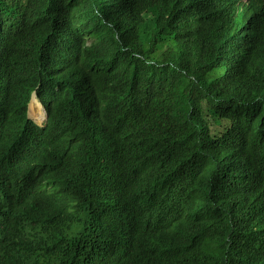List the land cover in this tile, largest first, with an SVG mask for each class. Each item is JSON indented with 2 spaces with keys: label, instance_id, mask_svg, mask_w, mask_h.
I'll return each instance as SVG.
<instances>
[{
  "label": "trees",
  "instance_id": "obj_1",
  "mask_svg": "<svg viewBox=\"0 0 264 264\" xmlns=\"http://www.w3.org/2000/svg\"><path fill=\"white\" fill-rule=\"evenodd\" d=\"M0 264H264V0H0Z\"/></svg>",
  "mask_w": 264,
  "mask_h": 264
},
{
  "label": "bare ground",
  "instance_id": "obj_2",
  "mask_svg": "<svg viewBox=\"0 0 264 264\" xmlns=\"http://www.w3.org/2000/svg\"><path fill=\"white\" fill-rule=\"evenodd\" d=\"M29 113L37 121L45 118V111L42 104L34 96L29 104ZM43 121V120H42Z\"/></svg>",
  "mask_w": 264,
  "mask_h": 264
},
{
  "label": "clouds",
  "instance_id": "obj_3",
  "mask_svg": "<svg viewBox=\"0 0 264 264\" xmlns=\"http://www.w3.org/2000/svg\"><path fill=\"white\" fill-rule=\"evenodd\" d=\"M36 97L37 98V100L40 102V100H39V98L36 96V94L35 93H32V96H31V99L33 98V97ZM31 99H30V101H31ZM30 101H29V104H30ZM41 103V102H40ZM29 104H28V112H27V114H28V116L30 117V113H29ZM42 104V103H41ZM43 106V105H42ZM43 108H44V106H43ZM44 111H45V109H44ZM31 118V117H30ZM46 119V111H45V118H44V120ZM36 122V121H35ZM37 123V122H36ZM43 123V122H42ZM38 124V123H37ZM40 125V124H39Z\"/></svg>",
  "mask_w": 264,
  "mask_h": 264
},
{
  "label": "rangeland",
  "instance_id": "obj_4",
  "mask_svg": "<svg viewBox=\"0 0 264 264\" xmlns=\"http://www.w3.org/2000/svg\"><path fill=\"white\" fill-rule=\"evenodd\" d=\"M30 117H31L34 121H36L38 124H41V123L44 121V119H42L43 121H42V120H38V121H37V120H36L35 118H33L31 115H30Z\"/></svg>",
  "mask_w": 264,
  "mask_h": 264
}]
</instances>
